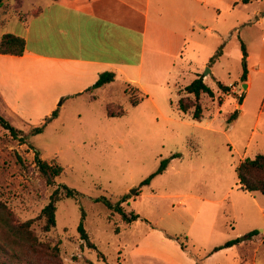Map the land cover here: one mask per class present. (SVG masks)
Wrapping results in <instances>:
<instances>
[{"label":"rangeland","instance_id":"374dc122","mask_svg":"<svg viewBox=\"0 0 264 264\" xmlns=\"http://www.w3.org/2000/svg\"><path fill=\"white\" fill-rule=\"evenodd\" d=\"M48 1L7 0L0 8V39L7 33L23 32L15 12L26 16ZM214 2L217 0H208L211 6ZM215 8L225 12L226 6L219 1ZM212 11L195 19L174 75L167 78H171L170 85L142 79L149 97L135 107L126 89L131 90L132 84L140 87L121 77L96 93L55 101L46 99L41 91L38 69L23 75L9 70L12 78L6 85L0 84V117L22 131L26 143L12 138L0 125V201L13 214L15 223H23L38 217L57 187L68 186L79 197L57 204V224L51 232H43L42 222L32 226L40 241L59 248L58 260L43 252L33 253L0 225V238L18 255L8 263L264 264V196H250L242 190L237 176L242 157L264 154V113L260 114L264 73L253 70L264 68V0H250L237 7L232 19L239 29L226 35L220 33L225 31L223 18L214 23ZM207 25L212 26V32L205 31ZM242 43L246 50L251 49L252 56L251 116L234 132H227V119L237 110L233 95L225 99L220 113L221 101L204 97L201 121L179 111L182 90L197 70L205 77L213 71L217 81L244 90L241 75L244 65L249 67L250 63ZM220 49L225 57L221 59V55L210 64ZM6 59L0 55L3 74H7V65L2 63ZM180 70L184 75L178 78ZM207 83L216 97L229 95L218 89L212 77ZM136 95L142 97V93ZM55 103L56 109L51 111ZM108 105L113 106V113L121 106L125 115L109 118ZM56 110L57 117L44 132L34 135L32 130ZM32 147L42 159L63 167L54 185L49 186L36 167ZM175 154L181 156L171 159ZM164 160H169L166 169L150 184L142 185ZM123 197L127 198L122 203ZM107 200L113 207L120 202L126 213L139 218L128 223L103 203ZM82 208L85 228L101 256L80 237ZM254 230L259 235L249 238ZM235 237H245L236 251L213 253Z\"/></svg>","mask_w":264,"mask_h":264},{"label":"crops","instance_id":"0c3cea01","mask_svg":"<svg viewBox=\"0 0 264 264\" xmlns=\"http://www.w3.org/2000/svg\"><path fill=\"white\" fill-rule=\"evenodd\" d=\"M219 1L226 6L225 12L215 8ZM247 2L250 3V0H217L211 6L208 0H49L26 16L20 11L15 12L23 32L12 34L25 40L26 50L22 56L0 54L9 58L2 62L7 65L4 69L7 74L0 70V84L6 85L12 78L9 70L23 75L36 68L41 91L49 100L96 93L109 88L120 77L139 85L140 88H137L148 95L142 79L148 81L150 78L153 83L170 85L168 81L171 78H167L174 75L173 70L197 17L203 19L206 13L213 10L212 21L217 24L223 18L225 22V31L220 33H233L239 29L232 19L234 10ZM18 8L20 10L21 6ZM257 20L261 22L262 19ZM205 31L212 32V26L207 25ZM246 51V60L250 63L244 83L247 88L241 90L234 86L229 95L222 94V98L215 95L216 102L221 101L218 113L222 112L225 99L233 95L238 102L237 96L244 95L242 104L235 106L239 111L238 117L229 124L227 132H234L245 117L251 116L252 56L249 47ZM224 57L223 51L221 59ZM253 70L264 73L262 66ZM105 72H114L115 81L93 92H86ZM180 72L178 78L184 75ZM198 74L202 73L199 70L193 73L194 79ZM133 75H137L136 78ZM211 77L217 81L213 71L209 77L204 76V81L207 83ZM244 84L241 83L242 87ZM56 106L55 103L51 111ZM263 113L264 108L260 114ZM238 248L234 246L226 251L234 252Z\"/></svg>","mask_w":264,"mask_h":264},{"label":"trees","instance_id":"16d2710c","mask_svg":"<svg viewBox=\"0 0 264 264\" xmlns=\"http://www.w3.org/2000/svg\"><path fill=\"white\" fill-rule=\"evenodd\" d=\"M7 0H0V8L4 5ZM56 1V0H53ZM4 23V22H3ZM242 49L245 56H247V51L244 43H242ZM26 50V43L25 40L17 36L15 34L7 33L4 34L0 39V54L1 55H12V56H22ZM222 55V50L220 49L211 59L210 64L215 63L218 58ZM247 74L248 69L247 65H244V69L241 75V83L244 84L247 81ZM116 74L114 72H105L100 75L97 82L87 89L86 92H93L99 88H102L108 84H111L115 81ZM216 85L218 89L224 94H230L233 87L235 85L227 86L220 81H216ZM130 89H126V93H129L130 102L132 106H137L143 100L148 98V95L141 92L137 87L129 85ZM128 86V87H129ZM129 87V88H130ZM133 88V89H132ZM136 92L142 93V97L138 98ZM181 92V91H180ZM204 97L214 99L215 98V91L204 81V76L202 74H198L197 77L187 84L182 90V96L177 102V109L184 114H190L194 120L201 121L204 117L205 106H204ZM244 95L240 96L238 99V103L242 104ZM112 105L107 106V116L109 118L114 117H122L125 115L124 109L119 106L118 112H112ZM238 110H235L227 119V123L231 124L235 121L238 117ZM58 115V110H56L52 116L47 117L44 124L40 127H37L32 130L34 135L41 134L44 132L46 126L53 121ZM0 125H2L5 129L9 130L10 135L14 139H19L21 143H26V139L23 136L22 131L15 129L10 124L6 123L2 117H0ZM35 149V158L34 163L36 167L39 169L40 173L46 179V183L51 186L55 184V180L60 177L64 169L62 166L58 164L50 163L40 157V152ZM181 155L175 154L171 157V159L180 157ZM169 160H164L161 164L160 169L152 174L150 178L146 179L142 185L150 184L151 180L156 176L161 174L167 167ZM237 176L239 183L242 187V190L256 194L259 193L264 196V154H258L254 158H245L237 168ZM79 194L70 189L68 186H61L57 187L50 196L49 203L42 209L40 214L37 218L25 221L23 223H15L13 219V214L8 210L6 205H4L0 201V225L7 229V231L14 236L16 239L21 240L31 248L33 253H45L46 256L50 258H54L58 260L59 258V248L57 246L50 247L49 245L43 243L38 239V237L34 234L32 230V226L35 222H42L43 223V232L49 233L51 232L57 224L56 221V212H57V204L65 198H72L77 199ZM127 197L122 198V203L126 200ZM95 202L99 203L102 202L101 200H96ZM103 203L110 209L115 210L119 214L122 215L125 221L128 223H132L133 221H137L139 218L138 215L134 213L128 214L125 212L121 203L119 202L117 206L110 204V202L103 201ZM82 221L79 226L80 237L83 241H85L86 246L89 249L98 251L97 246L91 241L90 236L85 228V220H86V213L82 208ZM231 230H234L231 227ZM259 231L254 230L250 232L247 236L249 238L258 236ZM241 243L239 238H235L232 240L227 241L223 245L216 247L213 250V253H217L222 250H226L232 248L234 246H239ZM184 249V246H182ZM98 254L101 256L102 254L98 251ZM18 257L17 254L14 255L13 247L6 244L0 238V264H10L7 261H10L12 258Z\"/></svg>","mask_w":264,"mask_h":264},{"label":"water","instance_id":"95a60500","mask_svg":"<svg viewBox=\"0 0 264 264\" xmlns=\"http://www.w3.org/2000/svg\"><path fill=\"white\" fill-rule=\"evenodd\" d=\"M242 88H243V89H246V88H247V85L244 84ZM132 192L135 193V191H132ZM244 239H245V237H242V238L240 239V241H243Z\"/></svg>","mask_w":264,"mask_h":264},{"label":"built area","instance_id":"2783aa9c","mask_svg":"<svg viewBox=\"0 0 264 264\" xmlns=\"http://www.w3.org/2000/svg\"><path fill=\"white\" fill-rule=\"evenodd\" d=\"M234 88V87H233Z\"/></svg>","mask_w":264,"mask_h":264}]
</instances>
